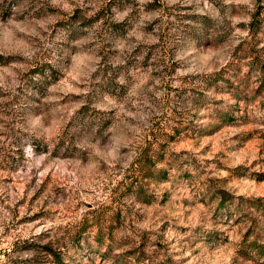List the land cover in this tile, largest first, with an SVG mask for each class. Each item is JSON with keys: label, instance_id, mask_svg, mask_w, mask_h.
<instances>
[{"label": "rangeland", "instance_id": "rangeland-1", "mask_svg": "<svg viewBox=\"0 0 264 264\" xmlns=\"http://www.w3.org/2000/svg\"><path fill=\"white\" fill-rule=\"evenodd\" d=\"M0 264H264V0H0Z\"/></svg>", "mask_w": 264, "mask_h": 264}, {"label": "trees", "instance_id": "trees-1", "mask_svg": "<svg viewBox=\"0 0 264 264\" xmlns=\"http://www.w3.org/2000/svg\"><path fill=\"white\" fill-rule=\"evenodd\" d=\"M221 191H224V190H221Z\"/></svg>", "mask_w": 264, "mask_h": 264}]
</instances>
